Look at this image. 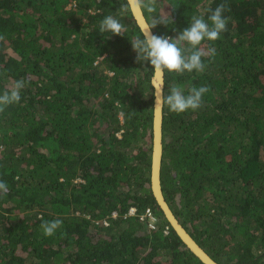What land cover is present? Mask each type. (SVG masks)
Masks as SVG:
<instances>
[{"label": "trees", "instance_id": "obj_1", "mask_svg": "<svg viewBox=\"0 0 264 264\" xmlns=\"http://www.w3.org/2000/svg\"><path fill=\"white\" fill-rule=\"evenodd\" d=\"M124 3L0 0V93L27 82L0 114L9 189L0 195V264H202L151 191L154 69L131 44L141 31L131 11L124 36L99 31ZM221 3L230 20L204 42L216 48L206 69L164 70V96L174 84L210 91L195 111L163 105L161 183L215 261L264 264V0H157L154 14L143 12L150 26L167 19L155 35L175 37ZM146 208L156 230L140 219ZM41 216L62 225L46 236Z\"/></svg>", "mask_w": 264, "mask_h": 264}, {"label": "clouds", "instance_id": "obj_2", "mask_svg": "<svg viewBox=\"0 0 264 264\" xmlns=\"http://www.w3.org/2000/svg\"><path fill=\"white\" fill-rule=\"evenodd\" d=\"M134 4L136 8L146 11L148 14H154L157 9V0H134ZM226 10H230L228 5L221 3L214 10L207 9V12L210 13L207 20L203 14L191 16L190 26L179 31L175 37L153 34L151 29L157 24L167 25L168 23L164 17L156 18L153 16L151 27L141 33V36L131 39L133 51L137 54L136 61L138 63L150 62L152 68L157 72L163 70L179 74H183L185 71L193 72L194 70L203 72L207 67L204 58L214 57L216 54V48L212 46L205 47L204 42H214L220 38L221 33L227 31L230 17L224 15ZM130 11L131 5L125 0V3L121 5L115 14H109L100 21V33L107 32L112 35L124 36L125 25L122 19ZM26 84L27 82L24 79L16 80L10 87L5 88L0 93V114L4 113L9 106L20 102L21 91L26 87ZM209 91V86L198 88L193 86L185 94L184 88L174 84L170 87L167 96L161 97L160 100L157 99V104L162 100L169 111L177 114L188 110L195 111L203 106V97ZM8 190L7 183L0 180V195H7ZM113 218H117V215L115 214ZM40 219L42 220L40 227L46 236L53 235L62 225L60 219L47 221L43 220L42 216ZM142 221L147 222V227L151 230H156L158 227L156 225L157 220L152 221L145 218ZM150 223H154L155 228H151ZM165 233H168L167 228Z\"/></svg>", "mask_w": 264, "mask_h": 264}, {"label": "water", "instance_id": "obj_3", "mask_svg": "<svg viewBox=\"0 0 264 264\" xmlns=\"http://www.w3.org/2000/svg\"><path fill=\"white\" fill-rule=\"evenodd\" d=\"M131 5L132 17L141 33L147 31L151 26L143 12L135 7L134 0H127ZM151 32L154 34L153 30ZM154 89V114H153V145H152V167H151V191L162 210L166 220L178 235L182 243L200 260L202 264H219L215 261L189 234L185 227L175 216L169 203L163 194L161 183V167L163 159V105L162 100L157 104V99L164 97L165 73L155 71L152 77ZM157 104V105H156Z\"/></svg>", "mask_w": 264, "mask_h": 264}, {"label": "built area", "instance_id": "obj_4", "mask_svg": "<svg viewBox=\"0 0 264 264\" xmlns=\"http://www.w3.org/2000/svg\"><path fill=\"white\" fill-rule=\"evenodd\" d=\"M135 214H136V209L132 208L129 212V215L134 216ZM145 218H149L152 221H156V219L153 216L152 210L150 208H147L140 217L141 220H145ZM150 227L155 228L154 223H150Z\"/></svg>", "mask_w": 264, "mask_h": 264}]
</instances>
